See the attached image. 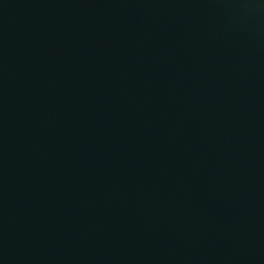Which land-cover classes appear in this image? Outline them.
<instances>
[{
    "label": "water",
    "instance_id": "water-1",
    "mask_svg": "<svg viewBox=\"0 0 264 264\" xmlns=\"http://www.w3.org/2000/svg\"><path fill=\"white\" fill-rule=\"evenodd\" d=\"M0 264H264V0H0Z\"/></svg>",
    "mask_w": 264,
    "mask_h": 264
}]
</instances>
